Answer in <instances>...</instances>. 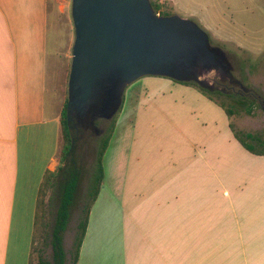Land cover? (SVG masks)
<instances>
[{
  "label": "crops",
  "instance_id": "obj_1",
  "mask_svg": "<svg viewBox=\"0 0 264 264\" xmlns=\"http://www.w3.org/2000/svg\"><path fill=\"white\" fill-rule=\"evenodd\" d=\"M50 1L0 0V264H29L39 186L58 163L65 99L47 97ZM130 123L111 137L76 264H264V155L212 161L192 145L181 161L160 146L130 165Z\"/></svg>",
  "mask_w": 264,
  "mask_h": 264
},
{
  "label": "rangeland",
  "instance_id": "obj_2",
  "mask_svg": "<svg viewBox=\"0 0 264 264\" xmlns=\"http://www.w3.org/2000/svg\"><path fill=\"white\" fill-rule=\"evenodd\" d=\"M153 1L160 4L159 11L163 15L178 14L193 20L203 28L209 35L210 44L225 51L232 67V76L239 80L248 92L238 91V87H235L233 90H216L209 94L215 101L236 110L233 115L227 117L224 109L197 86L176 83L179 87L166 88L165 84L168 83L169 86L172 79L143 76L126 87L123 103L112 119L96 121L95 125L104 130L102 134L89 135L90 129L81 127L83 133L80 132L77 154L81 160L82 173L63 234L66 264L72 262L78 224L89 202V185L97 163L98 144L109 134L112 126L115 132L122 120H131L130 125L134 124L130 165L136 164L138 156L144 155L143 152L153 154L160 146H172L174 150L178 148L175 154L181 161H188L192 145L209 147L212 151V161L220 156L223 161L225 158L232 161L235 156L240 160V151H247L234 137L229 123L235 131L252 132L264 138V0ZM70 9L71 0H51L49 4L51 67L47 97L51 106L60 99L61 94L64 99L67 97L74 39ZM238 96L252 102L250 114L235 105ZM62 142L60 132L59 148ZM114 146L110 142L103 153V173L107 172L105 169L108 162H112L110 153ZM142 155L140 162L143 160ZM49 199H52V188L45 191L44 203L48 204ZM47 209L45 218L52 221L55 204L51 207L48 204ZM51 253V247L44 238L43 228L38 225L32 264H38L39 256L50 261Z\"/></svg>",
  "mask_w": 264,
  "mask_h": 264
},
{
  "label": "water",
  "instance_id": "obj_3",
  "mask_svg": "<svg viewBox=\"0 0 264 264\" xmlns=\"http://www.w3.org/2000/svg\"><path fill=\"white\" fill-rule=\"evenodd\" d=\"M74 39L67 81V117L110 120L126 87L143 76L194 82L212 90L216 77L233 84L232 67L208 33L178 14L160 15L150 0H71Z\"/></svg>",
  "mask_w": 264,
  "mask_h": 264
},
{
  "label": "trees",
  "instance_id": "obj_4",
  "mask_svg": "<svg viewBox=\"0 0 264 264\" xmlns=\"http://www.w3.org/2000/svg\"><path fill=\"white\" fill-rule=\"evenodd\" d=\"M150 1L155 12L163 15L162 12L159 11L160 4L153 0ZM172 81L197 86L205 95H207L211 100L215 101L209 95L212 93V91L202 88L194 82ZM215 102L224 109L227 117L233 115L236 112L235 109L225 106L224 103L218 101ZM66 104L67 97L64 101L59 117L60 132L62 134L63 142L59 148L60 150L58 151V163L54 170L45 171L37 193L29 264H32V254L35 250V235L38 225L43 228L44 238L48 241L52 252L50 261L39 256L38 264H66V252L64 249L63 234L69 220L70 209L73 205L78 182L82 173L81 160L77 154V143L80 139V132L81 134L83 133V129L77 122L76 117L72 116L71 113H69V117H67ZM251 104L252 102L246 101V98L243 96H238L235 101V105L241 107V109H243L247 114L252 112ZM229 127L232 130L234 137L247 151L255 155H264V138H262L259 134L252 132L235 131L230 123ZM112 133L113 126L110 128L109 134L98 144L97 163L94 169L93 180L89 185L90 198L89 202L86 204L84 216L78 224V233L74 241V252L72 255L71 264H76L80 246L87 227L89 211L99 192V188L103 179L102 156L109 144V139L112 136ZM48 188H52V199H49L48 204L50 207L51 205L55 204V211L52 215V221H47L45 218V215L48 212V204L44 203V195Z\"/></svg>",
  "mask_w": 264,
  "mask_h": 264
},
{
  "label": "flooded vegetation",
  "instance_id": "obj_5",
  "mask_svg": "<svg viewBox=\"0 0 264 264\" xmlns=\"http://www.w3.org/2000/svg\"><path fill=\"white\" fill-rule=\"evenodd\" d=\"M230 77L231 79H234L232 75ZM235 87H238V91L248 92L247 88L244 87V89H242L240 87V84L238 83L233 84V83L228 82V80H221L217 77L215 80L214 88L210 91L219 90V91L224 92V91H229V89L233 90ZM71 114L72 116L76 117L77 122L79 123V125H81V127H84V128L87 127L88 130L90 129L91 132L89 131L90 132L89 135L98 136L104 132L103 129H100L95 125L96 122H94V124L89 123L90 121L88 120V118H86V116L83 115L82 113L73 110Z\"/></svg>",
  "mask_w": 264,
  "mask_h": 264
}]
</instances>
